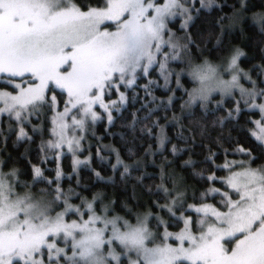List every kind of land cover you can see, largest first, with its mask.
Segmentation results:
<instances>
[{
	"label": "snow or ice",
	"instance_id": "snow-or-ice-1",
	"mask_svg": "<svg viewBox=\"0 0 264 264\" xmlns=\"http://www.w3.org/2000/svg\"><path fill=\"white\" fill-rule=\"evenodd\" d=\"M200 3L210 7L213 0ZM189 13L185 0H104L103 7L87 11L74 0H0V79L14 89L0 91V114H14L21 120L30 107L54 105L56 97L49 101L47 93L58 88L68 99L54 120L57 139L48 147L76 151L81 138L67 133L83 130L85 118H99L94 105L105 110L116 106L117 101L104 102L108 91L121 85L131 87L138 71L147 74L153 64H158L167 81L171 75L168 61L180 59V49L186 47L175 40L169 19L184 16L186 27L192 19ZM108 21L115 24V31L104 30ZM165 46L171 51L163 52ZM157 54L163 59L158 61ZM239 55L231 58L229 68L236 70ZM189 74L201 84L219 75L207 61ZM16 78L20 83H14ZM219 83L224 91L238 87V75ZM241 93L254 97L264 95V90L241 88ZM125 99L120 93L119 102ZM252 106L264 111V105ZM72 109L81 118L72 117L70 126L65 118ZM108 119H112L110 112ZM257 139L264 142V125ZM222 167L231 169L232 164ZM239 167L241 171H232L222 181L237 198L222 193L224 211L207 204L195 207L203 217L198 221L199 234L191 230L193 221L186 219L173 243L167 242L172 233L156 243L158 236L149 229L147 216L132 224L111 215L107 208L98 213L93 203L76 206L59 187L50 200L28 193L21 196L9 179L15 173L0 172V264H123L122 257L128 258V264H264V167L243 163ZM60 175L58 171L57 179ZM35 176L42 177L39 168ZM54 205L63 211L53 215ZM77 213L82 214L76 220H66L67 215ZM229 243L233 246L226 247Z\"/></svg>",
	"mask_w": 264,
	"mask_h": 264
},
{
	"label": "trees",
	"instance_id": "trees-1",
	"mask_svg": "<svg viewBox=\"0 0 264 264\" xmlns=\"http://www.w3.org/2000/svg\"><path fill=\"white\" fill-rule=\"evenodd\" d=\"M75 1L83 9L104 6V0ZM187 3L192 17L187 26H183L186 17L176 15L169 21V28L177 31L194 60L218 61L238 48L243 68H264V21L256 23L251 18L264 11V0H213L210 7H202L200 0ZM240 10L244 12L236 22ZM182 72L177 84L176 75L166 81L158 65L152 66L147 74H137L131 87L119 86L126 97L123 103L119 102V89L108 91L105 98L115 97L117 101L111 121L107 110L97 105L101 108L97 120L86 118L83 130L67 133L81 134L84 147L74 152L65 146L48 147L57 139L54 120L68 99L62 90L53 88L47 98L50 101L55 96L54 105L30 107L21 120L14 114L0 118V169L15 173L18 189L29 188L49 200L59 187L73 205L93 203L98 213L107 208L111 215L120 213L129 221L149 210L153 215L149 224L154 229L162 226L157 214H162L163 225L171 230L183 225L180 211L174 215L166 205L172 188L184 204L213 202L225 210L222 193L237 197L222 182L234 166H222L238 159L252 168L264 167V143L256 137L260 111L239 104L234 96L219 94L188 105L189 93L197 82L190 72ZM155 76L157 82L152 81ZM14 83H20V79ZM0 86L14 90L3 79ZM72 117L81 115L73 109L65 120L72 124ZM21 130L26 134L23 138ZM36 168L41 170V178L35 176ZM213 176L217 179H209ZM58 209L63 211L56 206L55 211ZM81 214L67 217L78 218Z\"/></svg>",
	"mask_w": 264,
	"mask_h": 264
},
{
	"label": "rangeland",
	"instance_id": "rangeland-1",
	"mask_svg": "<svg viewBox=\"0 0 264 264\" xmlns=\"http://www.w3.org/2000/svg\"><path fill=\"white\" fill-rule=\"evenodd\" d=\"M188 1H190L192 4L195 2V0H185V6H189V4L187 3ZM74 2L76 3V1L74 0ZM158 2L162 3L163 0H158ZM77 4V3H76ZM78 5V4H77ZM79 6V5H78ZM80 7V6H79ZM103 7V6H102ZM192 6H190L191 8ZM81 8V7H80ZM245 8V7H244ZM83 11H87L88 9H83L81 8ZM243 10H240L237 15L238 16H235L236 18H234V20H239V17L243 14ZM173 17H171L169 19V21L172 19ZM251 18L253 19L254 22L256 23H261L264 21V11L262 12H259L257 14H254V16H251ZM233 20V21H234ZM234 22V24L236 23ZM106 27L104 28V30H107V31H115V24L113 22H106ZM103 27V26H102ZM168 27H169V23H168ZM171 30V28H169ZM171 33L173 34L175 40L182 46H184L180 40H179V36L177 34V31H173L171 30ZM167 38V37H166ZM163 52H170L171 50L165 46L163 49H162ZM237 52L240 53V49L236 48V50H233L231 52V55L230 56H227V57H224L218 61H208V60H205L207 61L209 64L213 65L214 67L217 68V71H218V74H219V78L221 80H225V81H230L231 78H232V75L236 74L238 75V87H231L228 91H224V90H217V91H214L209 97L215 95V94H219L221 96H234L235 98H237L238 100V103L239 104H243L246 108L248 109H252V110H259L260 111V120L257 121V122H261L260 124H258L256 122V124L259 125V128L264 125V111H262L259 107H253L252 105L255 104V105H264V95H255L254 97L253 96H250V95H247V94H243L241 93V88L245 89V90H248V91H252L255 87V90L258 92L259 90H264L263 87H261V84L264 83V68H261V70H258V69H254V70H250V69H245L241 66L240 64V59H241V55H239L238 59H237V65H236V70L234 69H231L229 68V64H230V61H231V58L237 54ZM180 54H181V58L178 59V60H170L168 61V70L170 71L171 75L168 76V79H171L173 77H175L176 75V78L178 77V75L182 74L183 72L182 71H188L190 72L191 71V68L194 64H202L204 63L205 61H196L194 60L193 56H190L189 54H187V52L185 51V48L184 47H181L180 49ZM163 57L160 55V54H157V60L160 61L162 60ZM155 65H158V64H153L152 66H155ZM151 66V67H152ZM150 67V68H151ZM149 68V69H150ZM149 71V70H148ZM160 71V74L162 73V70L160 69V67L158 66V72ZM140 72L138 71L137 74H139ZM173 76V77H172ZM152 81H155L157 82L156 80V76L154 78V80ZM262 81V83H261ZM154 82V83H155ZM197 82V81H196ZM255 82V83H253ZM195 87H197V83L195 85ZM58 89V88H57ZM60 90V89H59ZM0 91H7V92H14V90H10L9 88H6V87H2L0 86ZM18 91V90H16ZM120 93H124V91L122 89H119V94ZM48 95V93H47ZM53 95V94H52ZM104 99V102L105 103H108L110 104L111 101H116L114 100V98H110V99H107L105 98V95L103 97ZM97 105H94L93 106V110L97 113L98 117L100 116V109L101 108H97L96 107ZM0 107H3V104L0 103ZM114 107H110L108 110H107V115H109V112L111 114V111L113 110ZM104 109V108H103ZM102 109V110H103ZM73 110V109H72ZM105 110V109H104ZM5 114H9V113H3V114H0V118L3 117V115ZM77 119H80L77 117ZM86 119V118H85ZM90 119V118H89ZM88 119V120H89ZM91 120V119H90ZM66 122L71 126V121H67ZM69 133V132H68ZM72 133V132H71ZM72 134H74L77 138H81V134L78 136V134L75 132H73ZM69 135V136H72ZM68 135V134H67ZM256 136V135H255ZM257 137V136H256ZM264 143V142H263ZM66 147V146H65ZM84 146L82 145L81 143V139H80V147L79 149L83 148ZM66 150H67V147H66ZM231 161V164L233 167V171H241V167H239V164L241 163V161H239L238 159H230ZM244 166H248V163L244 164ZM0 172L2 173H6L8 174L7 172H5L4 170H1L0 169ZM231 175V173H230ZM14 178L15 176H10L9 179L11 180V182L13 183L14 185ZM14 191L23 196L25 193H28L30 195H32L34 198H37L39 199L40 197H44L45 199H48L49 197L45 196V194H36V193H33L31 190H29V188H24L22 190L18 189L17 186L14 185ZM170 193H169V200L167 202V206L168 208H171V213L174 214V215H178L180 213V216L182 218V221H183V225L180 229H176V230H171L169 228H167V226L163 225V222L165 221L162 214H157L156 215V219L159 221V223L162 225L160 228H153L150 226L149 224V221L151 219V217L153 216L151 213H149V210L147 212H144V211H141L142 214H138V216L135 218L134 221H129L126 217L120 215V213H118L120 217L128 220L130 223L132 224H135L136 223V220L137 218H140V217H144V216H147V225L149 227V229L154 233V234H157L158 238L156 240V243H160V239L159 238H162L165 236L166 233H172L173 236L169 237L167 242L168 243H173L174 241V236L175 234L181 232L184 227H185V223L184 221L186 219H191L193 221V224L191 226V230L195 233V234H199V224H198V221L203 218L202 217V214L200 213H197L194 208L195 207H199L203 204H207L209 206H212V207H216L217 209L221 210L219 207H217L213 202H205V203H193V204H184L183 200H181L180 197H178V194H175L174 192L176 191L175 188H172V190H168ZM185 205V206H184ZM55 206V205H54ZM187 206V207H186ZM190 206H194V207H190ZM56 207V206H55ZM184 208V209H183ZM149 209V207L147 208ZM180 209V210H179ZM186 210H189L191 211L190 213L186 212ZM226 210V209H225ZM180 211V212H179ZM221 211H224V210H221ZM55 212H59V209L57 211H54L52 214L54 215ZM179 212V213H178ZM115 216V215H113ZM84 218V217H83ZM77 218L76 217H71V218H68L66 216V220H68L69 222L72 221V220H76ZM85 219V218H84ZM107 235V234H106ZM234 243V241H233ZM233 243H231V247L233 246ZM185 246H188L187 243L185 244ZM61 247V246H60ZM113 247H117L116 245H113ZM226 247H228V244H226ZM117 251H119V247H117ZM70 255V253H69ZM132 258L134 259L135 258V255L132 254ZM122 262L123 264H128V258L127 257H122Z\"/></svg>",
	"mask_w": 264,
	"mask_h": 264
},
{
	"label": "clouds",
	"instance_id": "clouds-1",
	"mask_svg": "<svg viewBox=\"0 0 264 264\" xmlns=\"http://www.w3.org/2000/svg\"><path fill=\"white\" fill-rule=\"evenodd\" d=\"M204 63L202 64H194L191 68V70H196L198 67L202 66ZM195 81H197V87H194L191 90V95H189L187 104L188 105H193L195 104L197 101H206L209 96L217 90H224L225 86L221 85L219 83V75L217 76V78L212 79V80H207L205 81L203 84H201V82L197 79H194ZM206 89L207 91L205 93H201L200 89Z\"/></svg>",
	"mask_w": 264,
	"mask_h": 264
}]
</instances>
